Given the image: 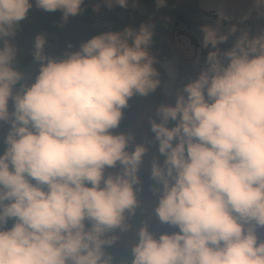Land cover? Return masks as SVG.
<instances>
[{"label": "clouds", "instance_id": "clouds-1", "mask_svg": "<svg viewBox=\"0 0 264 264\" xmlns=\"http://www.w3.org/2000/svg\"><path fill=\"white\" fill-rule=\"evenodd\" d=\"M33 9L59 13L62 28L85 0H0V264H264V29L202 24L194 76L138 142L118 129L129 102L161 86L155 25L58 55L37 33L21 70L13 40ZM142 170L169 231L142 222L121 259L109 249L130 230Z\"/></svg>", "mask_w": 264, "mask_h": 264}, {"label": "rangeland", "instance_id": "rangeland-1", "mask_svg": "<svg viewBox=\"0 0 264 264\" xmlns=\"http://www.w3.org/2000/svg\"><path fill=\"white\" fill-rule=\"evenodd\" d=\"M100 0H85V11L69 20L64 27H57L59 13H44L33 9L23 22L13 43L18 49L17 66L21 70L30 67L32 41L37 33H44L47 38L46 51L58 55L67 43L77 45L83 40L105 30H115L124 26H138L142 22L153 24L162 22L167 25L165 33L161 34V44L154 53L156 67L160 73L161 86L153 97H134L129 107L124 110V116L118 131L136 135L137 141L150 136L147 121L155 107L161 103L170 102L177 89L195 74L194 58L199 53L200 26L202 24L189 19L170 15L157 7L151 0H128L127 9L114 7L109 11L101 7L99 13H94L92 7ZM176 7L209 13L222 18L227 24L248 26L254 30L264 29V7H257L255 0H168ZM154 149H150L149 155ZM143 191L138 194L140 206L134 216L129 217L130 230L120 234V240L113 249L130 250L135 242V232L142 222H147L151 230L158 232L169 231L166 226L159 225L153 214L156 200L148 190V173H140Z\"/></svg>", "mask_w": 264, "mask_h": 264}, {"label": "water", "instance_id": "water-1", "mask_svg": "<svg viewBox=\"0 0 264 264\" xmlns=\"http://www.w3.org/2000/svg\"><path fill=\"white\" fill-rule=\"evenodd\" d=\"M161 8L171 16L189 19L200 24H214L215 21L218 19V17L206 12L176 7L169 3L168 0H165V4ZM227 26L230 25L223 21L222 27L226 28Z\"/></svg>", "mask_w": 264, "mask_h": 264}, {"label": "trees", "instance_id": "trees-1", "mask_svg": "<svg viewBox=\"0 0 264 264\" xmlns=\"http://www.w3.org/2000/svg\"><path fill=\"white\" fill-rule=\"evenodd\" d=\"M154 3H156V0H151ZM157 4V3H156ZM166 17L170 19V15L166 13ZM155 25V35H154V43L152 47V53L156 52L161 44V34L165 33L167 29V25L163 24L162 22L156 23ZM154 95L152 94L149 96L150 99L155 103L156 99L153 97ZM117 254L116 256L121 258V259H130V252L125 251V250H116Z\"/></svg>", "mask_w": 264, "mask_h": 264}]
</instances>
